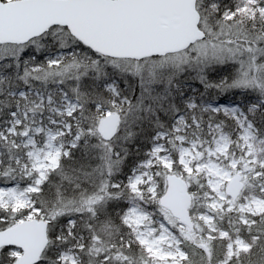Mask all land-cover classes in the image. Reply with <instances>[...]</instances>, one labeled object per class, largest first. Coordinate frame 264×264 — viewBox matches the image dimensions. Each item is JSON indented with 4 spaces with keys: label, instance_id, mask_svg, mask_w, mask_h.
Returning <instances> with one entry per match:
<instances>
[{
    "label": "rangeland",
    "instance_id": "obj_1",
    "mask_svg": "<svg viewBox=\"0 0 264 264\" xmlns=\"http://www.w3.org/2000/svg\"><path fill=\"white\" fill-rule=\"evenodd\" d=\"M238 1L241 2L239 12L257 11L264 16V0ZM223 18L218 29L207 27L200 20L204 36L184 52L165 58L103 59L84 48H69L76 44L72 40H68L63 48L46 55L50 65H61L56 72L49 67L41 71L44 72L43 76L57 75L55 78L59 81L56 86L47 90L31 88L10 92L16 97L15 108L7 124L1 128L0 138L12 143L14 148L21 145L25 159L17 157L15 160L18 164L17 174L22 180L0 184V208L24 214L18 221L45 219L35 206L31 193L37 191L48 173L58 166L61 156L68 152L67 147L76 144L81 135L77 131L79 129L90 134L89 139L93 138L91 141L95 142L92 144L98 146L103 154V180L101 186L97 187L102 197L114 147L121 139L132 135L129 126L131 118L135 116L134 107L132 110L129 108L128 112L123 110L131 101L129 94L138 89L140 97L143 92L164 89V85L176 76L177 65L178 71L186 70V74L192 77L189 80L179 77L182 78L186 96L178 98V102L186 105L185 113H179L172 119L171 132L156 130L146 158L129 175L127 184L132 197L122 220L148 251L154 264H181L187 254L181 246L180 236L187 234L188 227L160 203L167 188V175L175 173L188 183L193 199L190 213L194 225L197 223L200 227H208L211 232L207 236L216 233L226 240L227 253L221 264H226L234 255L248 251L251 243L241 233V225L248 228L254 217L264 212V137L259 135L251 116L258 109V100L246 99L244 94L238 97L239 100L230 91L245 85L249 86V95L259 94L260 84L264 83V47L256 44L252 47L248 39L243 47L231 44L230 34H241L242 27L240 23H235L237 19L233 14H226ZM59 33L60 30L49 32L41 40L49 41ZM41 40L33 41V46L30 43L29 46L33 48L36 45L39 51H43L45 48H41ZM52 44L53 41L49 46ZM67 56L75 61L67 66L60 64ZM183 61L187 63L178 66ZM221 66L232 68V72L228 73L231 78L227 81L229 84H219L223 87L221 94L210 99L205 90L190 88V82L198 80L200 72ZM74 80L78 82L77 87L86 83L96 87L102 83L106 96L99 99L101 103L96 105L97 116H81L78 113L81 103L76 93L81 92L62 86V83L69 85ZM197 106L207 115L203 116L202 121L193 113ZM111 111H124V117L121 116L115 137L105 141L101 136L95 137V134H100V119ZM209 111L222 113L232 120L237 125L236 136L227 132L221 123L212 120L214 115ZM198 175L206 179L208 190L205 192L191 188L194 186L193 179ZM234 176H239L244 182V189L235 200L227 193L228 183ZM98 198L93 197L89 207L94 209L96 204L99 206L102 201ZM194 201L196 204L193 207ZM206 206L220 212H233L239 227H234L232 231L215 227L212 212L202 210ZM4 219L0 216V221ZM20 255V248L7 247L0 257V264H15ZM11 257H14L13 261ZM59 259L61 264H80L81 256L79 252L68 249L61 252Z\"/></svg>",
    "mask_w": 264,
    "mask_h": 264
},
{
    "label": "trees",
    "instance_id": "obj_2",
    "mask_svg": "<svg viewBox=\"0 0 264 264\" xmlns=\"http://www.w3.org/2000/svg\"><path fill=\"white\" fill-rule=\"evenodd\" d=\"M240 6L241 2L238 0H197L202 24L218 29L221 27V21L224 20L223 17L226 14H233L237 19L235 23H240L242 30H240L241 34H230L229 41L233 42L231 44L243 47L248 39L252 47L255 44L264 47V16L257 11L239 12ZM59 30L60 33L51 40H41L49 32ZM39 40H41V48H45L43 51H39L36 45L33 48L29 46V43L33 46L32 42ZM68 40L76 43L69 48H84L93 52L74 38L63 26L51 27L45 34L26 44H0V130L7 124L15 108L16 97L11 95V91L31 88L47 90L56 86L59 81L55 78L57 75L50 74L47 77L43 76L44 72L41 71L47 70L48 67L55 69L53 72L60 69L58 67L61 65L53 63L50 65L46 55L63 48ZM51 41L53 44L49 46ZM49 50L50 52H47ZM93 53L96 57L109 58L96 52ZM165 56H172V54ZM165 56L151 58L158 59L165 58ZM74 61L73 57L67 56L60 64L67 66ZM185 63L187 62L183 61L178 66ZM225 67H213L200 72L198 80L190 82V88L199 87L205 90L206 96L210 99L221 94L223 87L219 85L220 82L229 84L227 81L231 79L228 73L232 72V68ZM176 71V76L169 80L170 83L164 85L166 87L162 86L164 88L162 90L152 89L141 93L140 97H138V89L132 95L129 94L131 101L123 110L128 112L129 108L134 107L135 116L131 118L129 126L132 135L125 140L121 139L114 147L112 162L108 163V169L110 168L108 182L102 197L97 187L101 186L103 180L101 179L102 168L105 166V162H101L103 154L98 146L92 144L95 143L91 141L93 138L89 139L90 134L83 129L77 130L81 135L76 144L67 147L68 152L61 156L58 166L48 173L39 189L31 193L35 206L48 220V244L38 264H61L60 254L68 249L79 252L80 264H154L148 251L136 240L130 228L124 224L122 215L132 197L127 184L128 177L139 162L146 158L156 130L171 132L172 119L179 113H185L186 105L178 102V98L186 96L182 78L179 77H186L188 80L192 77L191 74H186L188 73L186 70L178 71L177 65ZM62 84L67 90L73 87L81 92L76 93L81 103L80 111H78L81 116L85 114L92 116L96 114L97 116L96 105L101 103L99 99L106 96L102 83L96 87L89 83H79L81 86L77 87L78 82L75 80L69 85ZM248 89L249 86L244 85L230 91V94H234L237 98L244 94L246 99L258 100V109L251 116L259 135L264 137V83L260 84L257 96L249 95ZM122 93H124L123 90ZM124 111L120 112L122 117H124ZM209 112L214 115L212 120L221 123L227 132L236 136L237 125H234L232 120L227 119L222 113ZM193 113L201 121L203 116H207L206 113L200 111V106H197ZM98 136L100 137L99 133L95 134V137L98 138ZM21 147L18 145L14 148L12 143L0 138V184L22 180L17 174L18 164L15 162L17 157L21 160L25 159L24 151L20 150L23 149ZM193 181L192 189L197 192L208 190L206 179L201 175L196 176ZM95 196H98V200L102 203H99V206L96 204L93 209L89 207V203ZM195 204L196 201L193 207ZM207 209L213 214L215 227L231 231L234 227H239L237 217L233 212H220L208 206L203 207L202 210ZM23 215L0 208V216L5 217L3 221H0V229L15 224ZM241 226V233L250 241L251 247L248 251L229 258L226 264H264V212L255 216L248 228L245 225ZM186 232V235L180 236L181 246L187 254L181 264H221L225 259L227 242L224 238L216 233L207 236L211 232L210 229L206 226L200 227L197 223L193 230L188 229ZM5 250H7L6 247L1 249L0 257ZM11 260L13 261L14 257H11Z\"/></svg>",
    "mask_w": 264,
    "mask_h": 264
},
{
    "label": "water",
    "instance_id": "obj_3",
    "mask_svg": "<svg viewBox=\"0 0 264 264\" xmlns=\"http://www.w3.org/2000/svg\"><path fill=\"white\" fill-rule=\"evenodd\" d=\"M197 0H0V44H24L53 26L66 27L93 51L114 58L144 59L186 50L203 37ZM121 121L108 112L99 121L103 140H112ZM244 183L235 176L227 193L236 199ZM162 206L193 229L192 195L185 179L167 176ZM48 243V221L23 219L0 229V249L22 250L15 264H37Z\"/></svg>",
    "mask_w": 264,
    "mask_h": 264
}]
</instances>
